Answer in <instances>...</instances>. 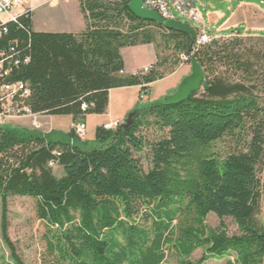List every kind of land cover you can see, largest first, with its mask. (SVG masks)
<instances>
[{
  "label": "trees",
  "instance_id": "16d2710c",
  "mask_svg": "<svg viewBox=\"0 0 264 264\" xmlns=\"http://www.w3.org/2000/svg\"><path fill=\"white\" fill-rule=\"evenodd\" d=\"M77 1L83 32H36L31 17L21 16L0 39V52L14 45L28 58L0 84L24 83L32 114L74 122L103 115L110 90L140 86L147 95L181 56L189 63L195 57L205 79L186 101L144 111L110 145L113 131L102 126L91 142L72 130L0 126L1 237L13 263L24 264L8 237V201L25 197L56 228L48 241L51 264H162L180 216L190 217L173 243L181 264L230 256L235 264H264V100L248 85L253 65L235 51L243 39L195 47L184 33L136 18L129 0ZM142 45L154 46L156 63L148 73L123 76L121 50ZM142 130L160 135L147 139ZM225 138L232 146L224 157L207 152ZM146 148L148 171L137 157ZM55 166L63 171L59 178ZM210 214L220 220L218 229L206 227ZM226 218L234 234L226 232ZM198 249L201 257L191 261Z\"/></svg>",
  "mask_w": 264,
  "mask_h": 264
},
{
  "label": "rangeland",
  "instance_id": "374dc122",
  "mask_svg": "<svg viewBox=\"0 0 264 264\" xmlns=\"http://www.w3.org/2000/svg\"><path fill=\"white\" fill-rule=\"evenodd\" d=\"M194 2L199 10L201 21L203 22L206 29L210 33H212L211 37L213 39H243L242 44L238 46L235 51H239L245 58V60L250 61V63L253 65V76L248 80V85L258 87V91H256V94H258L264 100V92H262L264 88V30L250 32V34H258L259 36H243L238 35V33H232L233 31L230 27L225 29L224 26L228 23L232 12L236 9L237 4L234 2H230L228 0H194ZM39 3H41V0H32L33 5ZM248 3L257 5L261 9H264V5H259L256 0H249ZM63 4H67L68 8H71L72 6L73 9L75 8V3L71 2L70 4V0H54L51 3L38 7L32 15L33 29L38 30V27H45L48 22L56 20V13L61 9ZM211 15L215 16L218 21H216L215 23H211ZM180 21L185 22L184 19H181ZM241 32L248 31H246L245 29H241ZM214 35L221 37H214ZM174 71L175 74L173 76V79H175V82L177 81L179 83L183 76H186L190 73V63L182 61L178 66L174 67L171 72ZM165 85L166 83L164 82L156 84L152 88V93L158 91V89L162 90ZM168 90H166L168 91L166 96L175 92V88H169ZM164 97L165 95H163L161 98ZM144 100L145 97L144 99H141V101L145 102ZM25 119L30 118L8 119L5 121V126L13 128H25ZM44 119L52 123H56L57 121H59L61 123V128L64 129L66 127L65 122L63 120H60L63 119L62 117H47ZM92 121V119L89 120V127L87 130L85 126V135L81 140L84 141L88 138L93 137L94 130L92 131V128L90 127ZM36 123L40 126L38 131L42 132L43 130H45L44 125H40L38 121H36ZM53 128L55 132L64 134L63 132L57 131L56 125H53ZM51 132L52 131L48 133H42L49 134ZM141 135H144L145 137H147V139H154L160 134L155 133V131L153 130H142ZM60 138L62 142L67 141L63 135H61ZM231 146V141L225 138L224 140L217 141L216 143L212 144L209 149H207V152L213 153L217 157H224L227 152L230 151ZM137 157L140 159L142 167L145 171L151 169V155L147 148L144 149L143 152L138 154ZM53 172L58 178L63 175L62 169L56 166L53 168ZM262 178L264 179V176H262ZM1 208L2 207L0 202V264H14L11 259L10 252L1 237ZM7 217L8 237L14 244L16 253L21 258L22 262L24 264H51L53 262L54 255L50 254L49 252L48 241H53L52 236L55 233L56 228L50 227L49 225H47V223L38 218L37 203L35 202V200L25 197H14L9 199ZM259 219L264 226V193L261 200V215ZM189 221L190 217L180 216L179 219L173 223L170 234V239L173 242L172 244H167L165 246V259L162 264H181V262L184 260L178 253L177 249L174 247V244L175 240L179 237L180 229L187 225ZM223 223L225 225L226 232L229 235L236 232V227L231 219H223ZM219 224L220 220H218L217 217L213 214L208 215V217L206 218L205 225L209 229H218ZM201 255L202 250L198 249L192 253L190 260L196 261L201 257ZM234 259V256H230L222 260H209L205 264H235Z\"/></svg>",
  "mask_w": 264,
  "mask_h": 264
},
{
  "label": "crops",
  "instance_id": "0c3cea01",
  "mask_svg": "<svg viewBox=\"0 0 264 264\" xmlns=\"http://www.w3.org/2000/svg\"><path fill=\"white\" fill-rule=\"evenodd\" d=\"M249 0H244L236 3V9L232 12V15L228 21V23L224 26V28L230 27L232 29V33H240L243 36H259L258 34H250L251 31H263L264 30V9H261L257 5H253L248 3ZM257 1V0H256ZM75 3V8H68L67 4H63L61 9L56 13V20H52L48 22V24L44 27H38L36 32H66V33H80L85 30V22L83 16L80 12L79 3L76 0H70ZM258 2V1H257ZM259 5L263 6L264 3H259ZM54 18V19H55ZM211 23H215L218 21L215 16L211 15ZM33 22V20H32ZM241 29H245L248 32H241ZM209 32V31H208ZM211 35L212 33L209 32ZM214 37H221L215 36ZM121 55L124 61V71L122 72L123 76L135 75L141 72L145 67L152 66L156 63V50L153 45H142L131 48H124L121 50ZM174 72L167 74L162 80H159L149 86L147 95H144L145 102L140 100L141 87L133 86V87H125L112 89L109 91V101L106 113L103 115H88L82 121L86 130L89 127V120H93L90 127L92 131L94 130V134L92 138H88L84 141H93L95 138L96 128L103 126L104 124L117 121L120 124L123 123L127 114L136 108L140 103H147L149 101L160 99L163 95H167L168 89L176 90L180 81L185 77L183 76L179 83L175 79H173ZM190 74V73H189ZM188 74V75H189ZM187 76V75H186ZM161 82L166 83L163 89H158V91L152 93V88L156 84ZM175 82V83H174ZM178 83V84H177ZM173 84V85H171ZM168 90V91H166ZM47 117H58V116H45V115H37L36 121L39 122L40 125L45 126V130L42 132L48 133L50 131H54L53 125H56L57 131L63 132L67 134L71 130V125L74 123V120L71 116H62L63 120L66 124V127L63 129L60 127V122L56 123L48 122ZM26 125L25 128L33 129L31 119H25ZM63 129V130H60ZM55 132V131H54ZM61 134V133H60Z\"/></svg>",
  "mask_w": 264,
  "mask_h": 264
},
{
  "label": "built area",
  "instance_id": "2783aa9c",
  "mask_svg": "<svg viewBox=\"0 0 264 264\" xmlns=\"http://www.w3.org/2000/svg\"><path fill=\"white\" fill-rule=\"evenodd\" d=\"M54 0H41V3L33 5L32 0H0V39L8 33V24L14 23L21 16H29L32 20L33 12L40 6L51 3ZM115 2L117 0H107ZM230 2H241L244 0H228ZM264 3V0H257ZM143 8L156 12L164 20L180 21L184 19L187 25L196 31L195 47L209 44L213 38L200 19L199 10L194 0H144ZM181 22V21H180ZM16 45V44H15ZM17 46H11L7 50L0 52V79L9 77L13 67H17L21 63H27L28 58H20ZM19 56V57H18ZM181 60L186 61L184 56ZM151 66L145 67L141 73H148ZM30 91L24 83H5L0 84V126L5 125V121L14 118H30L32 119L33 129L38 130L39 125L35 119L37 115L31 113L30 109L25 105L26 99L29 97ZM144 99V94H140V100ZM85 107H83L84 109ZM120 125L114 121L104 124L102 127L106 131H114ZM71 130L79 139H83L85 135V124L83 122H74Z\"/></svg>",
  "mask_w": 264,
  "mask_h": 264
},
{
  "label": "water",
  "instance_id": "95a60500",
  "mask_svg": "<svg viewBox=\"0 0 264 264\" xmlns=\"http://www.w3.org/2000/svg\"><path fill=\"white\" fill-rule=\"evenodd\" d=\"M144 0H129L128 8L138 19L153 22L166 30H176L190 37L191 43L196 39V31L186 23L174 20H164L156 12L143 8ZM205 79V73L195 57L190 58V74L185 76L178 84L175 92L164 98L142 103L130 111L114 131L108 145L113 144L122 135L124 130L130 128L135 120L146 110L154 105L170 106L186 101L193 91L201 89Z\"/></svg>",
  "mask_w": 264,
  "mask_h": 264
}]
</instances>
